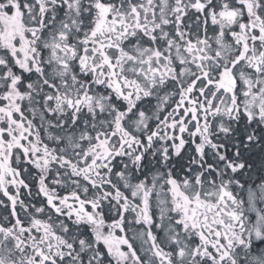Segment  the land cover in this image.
Masks as SVG:
<instances>
[{
  "label": "snow or ice",
  "instance_id": "snow-or-ice-1",
  "mask_svg": "<svg viewBox=\"0 0 264 264\" xmlns=\"http://www.w3.org/2000/svg\"><path fill=\"white\" fill-rule=\"evenodd\" d=\"M0 264H264V0H0Z\"/></svg>",
  "mask_w": 264,
  "mask_h": 264
}]
</instances>
